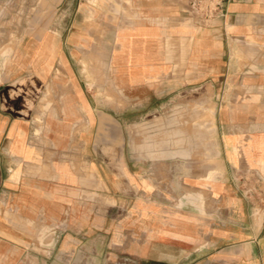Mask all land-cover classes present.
Returning <instances> with one entry per match:
<instances>
[{
	"label": "crops",
	"instance_id": "crops-1",
	"mask_svg": "<svg viewBox=\"0 0 264 264\" xmlns=\"http://www.w3.org/2000/svg\"><path fill=\"white\" fill-rule=\"evenodd\" d=\"M49 1L0 29V264H264L237 181L264 176V0L211 24L191 0H131L129 20L127 0ZM196 92L217 165L129 144L142 112Z\"/></svg>",
	"mask_w": 264,
	"mask_h": 264
},
{
	"label": "rangeland",
	"instance_id": "rangeland-1",
	"mask_svg": "<svg viewBox=\"0 0 264 264\" xmlns=\"http://www.w3.org/2000/svg\"><path fill=\"white\" fill-rule=\"evenodd\" d=\"M37 2L38 0H0L1 9H13L12 12L15 14L0 15V29L10 18L24 24L34 23L37 18ZM49 2V0H40L42 5ZM63 6L59 10H62ZM125 6L130 10H125V16H117L115 19L135 18L131 0H127L125 5L123 2H115L113 8L115 11H121ZM4 35L0 30V67H5V63L9 60L8 55L5 57L4 53L9 48L6 44L10 39ZM103 82V80L95 81L100 84ZM110 98L112 99V96ZM210 98V96H199L197 92L179 94L167 97L155 110L142 112L139 120L137 118L140 113L127 114L129 120H138L137 123L132 122L129 126L130 136L127 141L131 146H136L145 156L149 155L151 150L156 151L155 149L176 151L179 148H185L186 157L190 158L184 161L195 162V167H203L204 164L217 165L218 153L217 145L214 143V130L208 126L209 122L213 121V108L209 105ZM199 155L202 159H198ZM252 172L240 173L237 177L238 186L243 196L261 215L264 212V176L257 175L256 171L254 174ZM143 195L145 199H148V193Z\"/></svg>",
	"mask_w": 264,
	"mask_h": 264
},
{
	"label": "built area",
	"instance_id": "built-area-1",
	"mask_svg": "<svg viewBox=\"0 0 264 264\" xmlns=\"http://www.w3.org/2000/svg\"><path fill=\"white\" fill-rule=\"evenodd\" d=\"M232 1L234 0H191V9L202 23L211 24L219 18L226 17Z\"/></svg>",
	"mask_w": 264,
	"mask_h": 264
}]
</instances>
